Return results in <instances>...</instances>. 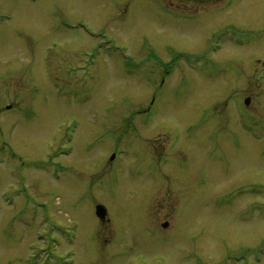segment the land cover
I'll list each match as a JSON object with an SVG mask.
<instances>
[{
	"label": "rangeland",
	"instance_id": "obj_1",
	"mask_svg": "<svg viewBox=\"0 0 264 264\" xmlns=\"http://www.w3.org/2000/svg\"><path fill=\"white\" fill-rule=\"evenodd\" d=\"M224 1L0 0V264H264V129L224 96L264 118L262 54L228 82L174 63L264 24Z\"/></svg>",
	"mask_w": 264,
	"mask_h": 264
},
{
	"label": "flooded vegetation",
	"instance_id": "obj_2",
	"mask_svg": "<svg viewBox=\"0 0 264 264\" xmlns=\"http://www.w3.org/2000/svg\"><path fill=\"white\" fill-rule=\"evenodd\" d=\"M223 3H224L223 6H225L224 9H227L231 6L232 0H225ZM5 6L6 5H3V6L0 5V19L2 16L6 15L7 13L12 12L11 10H9L12 8L7 9ZM177 10H180V8H178ZM263 14H264V10H263ZM199 19H201L200 14L192 15V22H197ZM260 22H261V19L257 21L256 23L260 24ZM219 34H221L220 35L221 36L220 48L216 46L215 52H213L212 43L215 37ZM203 45H205L203 50L190 54L191 58L193 59L198 58L199 56L203 58V62L201 64L200 62L191 64L190 69L192 73H194L195 75L197 72V75H198L200 71V65H201L202 66L201 71L207 70L209 71V73L214 72L213 73V78L215 79L214 81L224 80L228 82L230 81L231 68H233V67L230 68L229 65L230 63H233V60L236 59V58L229 57V55L232 53L240 52L239 54H242L244 51H248V50L255 51V52L258 51L262 55L251 57L249 61L251 62L252 66H254L253 64L257 66H260L261 64L264 65V24L262 25L261 28H258L255 30H247V31H240L237 26H231V25L222 27L221 29L214 32V34L211 37H206L204 39ZM219 57H222V59H218ZM240 61L242 62V65L243 63L245 64V61L243 62V59ZM244 74H242V68H241L240 72L238 69V73L236 74V76L243 77V79H245ZM187 82H189L192 85L191 81H187ZM229 89L230 88L227 89L224 96H225V99L229 103L232 104V100L230 99L231 89L230 90ZM155 93L160 94V92H155ZM251 103H252L251 98H245V97L243 98L239 94L238 98L236 100H233L232 105H234L235 108H239V106L241 107L239 115H240L241 124L243 128L245 129L243 133L256 134L255 137H258L257 131L262 132L261 130H263L264 128V118L254 113V111L251 109ZM152 108L147 110L148 112H145V113H151ZM144 118L154 119L153 116L151 115H145ZM247 129H249L251 132L249 133ZM0 131H1V127H0ZM177 138L180 139L181 137H177ZM181 139L179 140V145H180ZM191 145L195 146V144H191ZM0 146H1L0 154L6 153L7 143L4 141L3 143L0 144ZM160 162L162 164L163 161H160Z\"/></svg>",
	"mask_w": 264,
	"mask_h": 264
},
{
	"label": "water",
	"instance_id": "obj_3",
	"mask_svg": "<svg viewBox=\"0 0 264 264\" xmlns=\"http://www.w3.org/2000/svg\"><path fill=\"white\" fill-rule=\"evenodd\" d=\"M106 214H107V212L103 207H98V209H97V217L98 218L105 219Z\"/></svg>",
	"mask_w": 264,
	"mask_h": 264
},
{
	"label": "bare ground",
	"instance_id": "obj_4",
	"mask_svg": "<svg viewBox=\"0 0 264 264\" xmlns=\"http://www.w3.org/2000/svg\"><path fill=\"white\" fill-rule=\"evenodd\" d=\"M196 38H197V36H196ZM154 71L156 72L157 70H156V69H154Z\"/></svg>",
	"mask_w": 264,
	"mask_h": 264
}]
</instances>
